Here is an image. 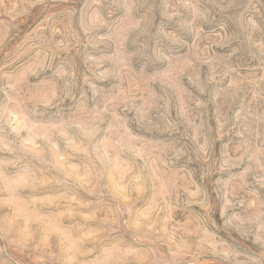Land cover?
<instances>
[{
  "label": "rangeland",
  "instance_id": "rangeland-1",
  "mask_svg": "<svg viewBox=\"0 0 264 264\" xmlns=\"http://www.w3.org/2000/svg\"><path fill=\"white\" fill-rule=\"evenodd\" d=\"M0 264H264V0H0Z\"/></svg>",
  "mask_w": 264,
  "mask_h": 264
}]
</instances>
